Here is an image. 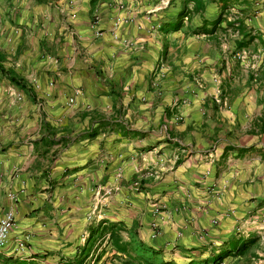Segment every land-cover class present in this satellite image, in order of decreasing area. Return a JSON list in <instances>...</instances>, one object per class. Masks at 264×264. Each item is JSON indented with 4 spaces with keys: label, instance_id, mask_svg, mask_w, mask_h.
Listing matches in <instances>:
<instances>
[{
    "label": "crops",
    "instance_id": "0c3cea01",
    "mask_svg": "<svg viewBox=\"0 0 264 264\" xmlns=\"http://www.w3.org/2000/svg\"><path fill=\"white\" fill-rule=\"evenodd\" d=\"M0 64V264H264V0H0Z\"/></svg>",
    "mask_w": 264,
    "mask_h": 264
},
{
    "label": "built area",
    "instance_id": "2783aa9c",
    "mask_svg": "<svg viewBox=\"0 0 264 264\" xmlns=\"http://www.w3.org/2000/svg\"><path fill=\"white\" fill-rule=\"evenodd\" d=\"M16 226V212L13 209L7 210L0 218V250L7 247L11 241V234ZM156 226V224H155ZM27 243L25 240L19 241L18 249L20 252L26 250ZM17 250V252H19Z\"/></svg>",
    "mask_w": 264,
    "mask_h": 264
},
{
    "label": "trees",
    "instance_id": "16d2710c",
    "mask_svg": "<svg viewBox=\"0 0 264 264\" xmlns=\"http://www.w3.org/2000/svg\"><path fill=\"white\" fill-rule=\"evenodd\" d=\"M0 68H1V69H4L3 66H1V64H0Z\"/></svg>",
    "mask_w": 264,
    "mask_h": 264
}]
</instances>
